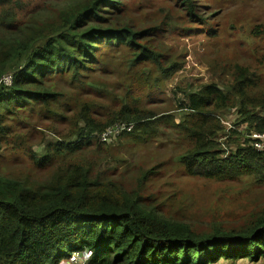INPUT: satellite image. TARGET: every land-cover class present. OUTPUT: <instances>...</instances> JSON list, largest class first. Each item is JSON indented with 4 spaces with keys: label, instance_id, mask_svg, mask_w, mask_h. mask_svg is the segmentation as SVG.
<instances>
[{
    "label": "trees",
    "instance_id": "1",
    "mask_svg": "<svg viewBox=\"0 0 264 264\" xmlns=\"http://www.w3.org/2000/svg\"><path fill=\"white\" fill-rule=\"evenodd\" d=\"M60 1L38 0L28 9L23 0H0V79L12 78L0 84V155L24 140L26 128L53 136L41 156L31 149L41 167L91 142L111 143L117 138L103 143L98 135L115 124H132L118 143H140L160 131L161 121L171 127L168 137L184 142L180 162L189 176L250 175L264 183V155L246 138L250 131L264 133V90L255 74L237 65L227 86L209 83L186 93L177 107H160L165 83L182 64L163 61L161 46L151 40L171 28L126 21V0ZM174 7L188 23L206 20L195 0H174ZM258 26L254 33L264 36V23ZM231 110L235 129L226 133L216 116ZM225 135V143L236 138L234 147L217 142ZM90 168L56 167L45 183L0 173V264H59L66 253L85 249L92 251L85 264L264 260V207L229 229L198 231L183 214H164Z\"/></svg>",
    "mask_w": 264,
    "mask_h": 264
},
{
    "label": "rangeland",
    "instance_id": "2",
    "mask_svg": "<svg viewBox=\"0 0 264 264\" xmlns=\"http://www.w3.org/2000/svg\"><path fill=\"white\" fill-rule=\"evenodd\" d=\"M23 1L29 9L30 3L38 0ZM195 1L206 17L204 22L188 23L187 15L174 7V0H126V21H151L149 26L158 25L164 31L171 28L151 40L161 46L163 61L182 64L165 83L162 102L168 105L160 107H177L186 93L209 83L227 86L234 80L237 65L255 74L264 90V36L254 33L264 23V0ZM176 112L172 109L169 114L180 121ZM158 128L160 131L144 142L126 139L118 143V138L107 144L91 142L57 163L47 162L41 167L33 161L31 149L41 156L42 144L53 136L40 127L26 128L24 140L0 155V173L45 183L56 167L68 172L76 166H93V176L116 182L126 193L138 192L146 205L164 214L177 218L183 214L181 219L198 231L229 229L264 207V183H255L250 175L227 181L189 176L180 162L184 142L172 134L168 137L172 132L169 125L160 121ZM235 143L233 136L224 142L229 147ZM151 169L143 186L137 187L136 179Z\"/></svg>",
    "mask_w": 264,
    "mask_h": 264
},
{
    "label": "built area",
    "instance_id": "3",
    "mask_svg": "<svg viewBox=\"0 0 264 264\" xmlns=\"http://www.w3.org/2000/svg\"><path fill=\"white\" fill-rule=\"evenodd\" d=\"M11 75H5L0 79V84L3 83L4 85H10L11 84ZM217 120L220 122V124L225 128V132H229L231 129H235V127L232 124V121L236 118V111L231 110L230 113L222 116H216ZM132 124H125V123H118L114 126L106 128L101 134L98 135V140L100 142H107L109 140H114L120 136V134L123 131H131ZM242 127L238 128L237 130L240 131ZM227 135L224 137L218 138V142L222 143V140L224 141ZM246 138L248 140V145L252 147L253 150L261 153L264 155V133H258L254 131H250L246 134ZM221 145V144H220ZM243 145V141L241 143V146ZM223 148L226 149L224 144H222ZM228 149V148H227ZM226 155V154H225ZM224 155V156H225ZM92 256V251L85 249L82 251H72L67 256V262L66 263H73V264H85L87 260Z\"/></svg>",
    "mask_w": 264,
    "mask_h": 264
},
{
    "label": "crops",
    "instance_id": "4",
    "mask_svg": "<svg viewBox=\"0 0 264 264\" xmlns=\"http://www.w3.org/2000/svg\"><path fill=\"white\" fill-rule=\"evenodd\" d=\"M67 256L68 255H64L63 257H62V259H61V261H60V263L59 264H63V263H66L67 262ZM62 260H64L63 262H62Z\"/></svg>",
    "mask_w": 264,
    "mask_h": 264
},
{
    "label": "clouds",
    "instance_id": "5",
    "mask_svg": "<svg viewBox=\"0 0 264 264\" xmlns=\"http://www.w3.org/2000/svg\"><path fill=\"white\" fill-rule=\"evenodd\" d=\"M73 251H75V250H73ZM71 252H72V251H71ZM71 252H70V253H71ZM70 253H69V254H70ZM69 254H68V255H69Z\"/></svg>",
    "mask_w": 264,
    "mask_h": 264
}]
</instances>
